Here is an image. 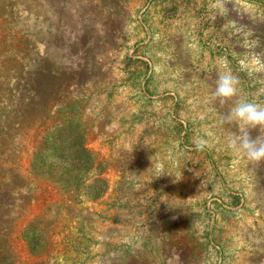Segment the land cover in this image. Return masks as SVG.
Segmentation results:
<instances>
[{
	"label": "rangeland",
	"instance_id": "374dc122",
	"mask_svg": "<svg viewBox=\"0 0 264 264\" xmlns=\"http://www.w3.org/2000/svg\"><path fill=\"white\" fill-rule=\"evenodd\" d=\"M0 14L19 49L0 94V264H264V164L227 149L210 100L223 67L264 104V0Z\"/></svg>",
	"mask_w": 264,
	"mask_h": 264
},
{
	"label": "clouds",
	"instance_id": "9594fccd",
	"mask_svg": "<svg viewBox=\"0 0 264 264\" xmlns=\"http://www.w3.org/2000/svg\"><path fill=\"white\" fill-rule=\"evenodd\" d=\"M260 69H264V64L257 70ZM210 100L224 109L219 125L235 128L225 137L227 149L254 168L264 164V104L243 97L239 76L223 67L216 72ZM194 145L197 151H203L208 141L196 138ZM167 264H180L179 253L174 251Z\"/></svg>",
	"mask_w": 264,
	"mask_h": 264
},
{
	"label": "trees",
	"instance_id": "16d2710c",
	"mask_svg": "<svg viewBox=\"0 0 264 264\" xmlns=\"http://www.w3.org/2000/svg\"><path fill=\"white\" fill-rule=\"evenodd\" d=\"M0 16H2L0 14ZM1 22V21H0ZM0 29H3L0 24ZM15 41L13 38L7 34L5 37H0V94L4 92V89L6 87L5 83L8 80V73L10 69L13 67V63L15 61L16 55L19 52V49L17 47V44L14 43ZM82 161V165H84V161ZM73 161L78 162V158H74ZM80 161V163H81ZM96 181H103L101 178L97 177ZM95 192V191H93ZM240 199V198H239ZM241 199L238 201L240 202ZM237 202V203H238ZM239 204V203H238Z\"/></svg>",
	"mask_w": 264,
	"mask_h": 264
}]
</instances>
